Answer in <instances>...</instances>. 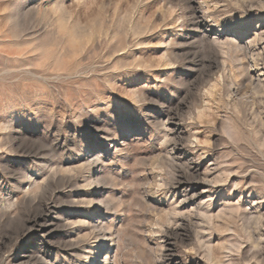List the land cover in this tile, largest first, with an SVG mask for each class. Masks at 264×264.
Masks as SVG:
<instances>
[{
    "label": "rangeland",
    "instance_id": "obj_1",
    "mask_svg": "<svg viewBox=\"0 0 264 264\" xmlns=\"http://www.w3.org/2000/svg\"><path fill=\"white\" fill-rule=\"evenodd\" d=\"M0 97V264H264V0H0Z\"/></svg>",
    "mask_w": 264,
    "mask_h": 264
},
{
    "label": "bare ground",
    "instance_id": "obj_2",
    "mask_svg": "<svg viewBox=\"0 0 264 264\" xmlns=\"http://www.w3.org/2000/svg\"><path fill=\"white\" fill-rule=\"evenodd\" d=\"M261 34V33H260ZM261 36V35H260ZM262 37V36H261ZM258 41V40H257ZM257 41H255V42H257ZM250 49V48H249ZM248 53V52H247ZM249 55V54H248ZM261 60V59H260ZM34 220H36V219H34ZM104 234V233H103ZM101 236V235H100Z\"/></svg>",
    "mask_w": 264,
    "mask_h": 264
},
{
    "label": "snow or ice",
    "instance_id": "obj_3",
    "mask_svg": "<svg viewBox=\"0 0 264 264\" xmlns=\"http://www.w3.org/2000/svg\"><path fill=\"white\" fill-rule=\"evenodd\" d=\"M0 99H2V97H0Z\"/></svg>",
    "mask_w": 264,
    "mask_h": 264
}]
</instances>
